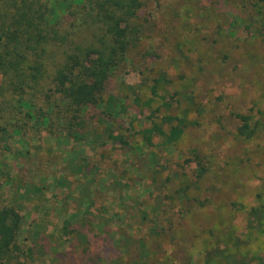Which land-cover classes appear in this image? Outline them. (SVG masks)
Segmentation results:
<instances>
[{
    "label": "trees",
    "instance_id": "1",
    "mask_svg": "<svg viewBox=\"0 0 264 264\" xmlns=\"http://www.w3.org/2000/svg\"><path fill=\"white\" fill-rule=\"evenodd\" d=\"M208 1L221 14L223 21L230 24H243L247 9L249 17L255 20L252 26H256L264 38V0ZM80 3L82 0H71L68 4L66 0H0V153L11 152L12 135L22 127L15 113L22 114L27 121L32 120L37 127L45 126L48 131L53 126L60 127L66 138L73 141L90 136L105 137L115 139L124 150H131L141 143L148 147L154 138H159L161 147L182 143L181 147L192 153L194 158H201L207 152L220 153L223 158H235L242 153L244 143L258 134L257 124L251 122L253 116L238 109L230 112L239 123L231 129L234 131L231 137L215 122L210 124L208 131L205 127L194 128L180 116H158L153 112L146 116L149 125L137 131L133 119L125 122L126 107L121 98L114 95L112 78L142 40L156 39L159 51L166 57L159 68V75L149 86L151 95L160 99L166 108L173 105L177 91L182 90L185 82L190 83L191 89L196 87L188 97L195 105H200L202 101L210 102L227 85L234 88L243 74L234 70L228 75L227 67L218 68L213 58H198L193 53L188 56L189 47L176 42L175 31L171 34L162 32L144 15L143 0H95L91 8ZM155 57L159 59L161 54L156 53ZM217 73H220L219 81ZM179 80H183L180 85ZM167 85L174 86V92L168 93ZM37 92L46 93L50 110L36 109L31 97ZM57 99L61 104L55 103ZM139 100V96L134 97L135 102ZM239 101L246 102L244 98ZM150 102L147 99L144 104ZM214 103L211 112L204 113L207 123L214 113L222 116L218 111L226 112L224 104ZM9 106L11 110L5 112ZM88 107L96 111L95 125H88ZM104 143L103 139L100 145ZM252 160L255 169L264 177V157L254 156ZM71 165L76 167L77 163L72 161ZM75 171L86 177L75 188L80 184L83 190H88L87 187L98 185V179H87L89 172L84 170V166L79 165ZM204 171L205 168L196 163L195 177L201 178ZM177 176L178 171L175 170L164 181L159 178L162 185L155 182L154 188L158 192H163L162 188L167 189V193L182 192L180 195L188 198L187 189L180 186L175 189ZM203 178L200 180V185L204 180L206 182L201 185L203 193L186 199L191 207L201 209L181 212L182 219L188 216L189 220L174 223L167 212H160L155 218V215L149 217L142 208L136 210L134 216L120 212L116 229L119 238L113 239L100 238L92 223L84 219V212L74 213L73 219L66 218V225L62 226V230L66 229L64 235L70 248L78 249L83 255H79L81 262L86 264H97L102 257H116L123 264H168L165 259L169 246L187 235L189 228H208L212 234L216 211L204 208L207 203L216 202L222 206L229 203L231 208L240 207L232 201L236 195L223 189L217 192L209 190L211 182L207 176ZM227 180L241 183L247 180V175L233 174ZM57 183L61 185L62 181ZM72 194L74 197V192ZM144 198L141 204H137L148 205L154 199L152 194L151 199L150 196ZM89 203L85 212L94 215L90 210L93 201ZM17 209L12 204L0 205V264H37L44 254L38 250V258L34 256L36 242L27 248L28 254H23L18 248L22 217ZM246 213V235L262 233L264 223L260 219L264 216V207H252ZM212 237L209 240L212 244L200 256L202 264H247L248 261L250 264L252 261L253 264H264V255L255 254L254 258L251 255L248 258L240 251L239 244L233 245L236 241L230 245L225 240L213 241Z\"/></svg>",
    "mask_w": 264,
    "mask_h": 264
},
{
    "label": "rangeland",
    "instance_id": "2",
    "mask_svg": "<svg viewBox=\"0 0 264 264\" xmlns=\"http://www.w3.org/2000/svg\"><path fill=\"white\" fill-rule=\"evenodd\" d=\"M70 1L66 0V3ZM94 1L82 0L80 4L91 8ZM143 1L144 15L162 32L171 34L175 31L176 42L189 47L188 56L193 53L198 58H213L218 68L227 67L228 75L239 70L243 77L234 88L227 85L210 102L202 101L200 105H195L188 97V93L195 91L196 87L191 89L190 83L185 82L182 90L177 91L173 105L166 108L149 91L166 57L159 51L156 39H144L112 78L114 95L121 98L126 107V114L123 115L125 122L133 119L138 131L149 125L146 116L150 112L158 116L171 114L184 118L196 129L205 127L210 131V124L215 122L217 126H222L221 131H228L231 137L234 133L231 129L239 123L230 112L238 109L253 116L251 122L257 124L258 134L244 143L242 153L235 158H223L217 152H207L201 158H194L192 153L181 147L182 143L161 147L159 138H154L148 147L141 143L131 150H124L115 139L105 137L98 139L90 136L73 141L66 138L60 127L53 126L48 131L45 126L37 127L32 120L27 121L22 114L15 113L22 127L12 135L11 152L0 153V205L12 204L18 208L17 212L22 217L18 248L23 254H28L27 248L36 242L34 256L38 258V250L44 254L37 264H86L80 260L83 256L80 251L70 248L64 235L66 229L62 230L66 218L72 220L74 213L84 212V219L92 223L100 238L113 239L119 238L116 229L120 212L134 216L135 211L142 208L149 217L155 215V218L160 212H167L174 223L189 220L188 216L182 219L181 212L201 208L191 207L186 199L203 193L201 185L206 182L204 180L200 185V180L206 176L211 182L209 190L217 192L223 189L236 195L237 198L232 201L240 207L231 208L229 203L227 206L207 203L204 208L216 211L212 234L208 228H189L187 235L169 246L165 260L168 264H202L200 256L212 244L209 242L212 236L213 241L225 240L230 245L236 241L233 245L239 244L240 251L248 258L255 254L264 255V231L246 235V212L252 207H264V177L255 169L252 160L254 156L264 157V38L256 26H252L255 20L249 17L247 9L244 23L238 25L237 22L230 24L223 21L208 0ZM156 53L161 54L159 59L155 57ZM216 79L221 80L220 73H217ZM178 82L180 85L183 80ZM130 86L133 88L130 89ZM167 89L168 93H172L175 87L167 85ZM33 94L35 96L31 99L35 101L37 110H50L46 93ZM135 96H139L138 102L134 101ZM240 98L245 99V104L240 103ZM147 99L151 100L148 105L144 104ZM58 100L55 103L61 104ZM214 102L224 104L226 112L218 111L222 116L214 113L207 123L204 113L211 112ZM7 110H11L10 106L5 112ZM86 111L88 125L97 124L96 111L92 107L86 108ZM54 120L56 122V118ZM103 139L105 143L100 145ZM72 161L77 163L76 167H72ZM196 163L205 168L204 175L199 179L195 177ZM79 165L89 172L87 179H98L96 187L89 186L88 190H83L80 184L74 187L86 178L84 174L76 173L75 168ZM175 170L179 175L175 189L178 186L187 189L189 197L186 199L180 195L182 192L167 193L169 191L165 188H162L163 192H158L154 188L155 182L162 185L159 178L164 181ZM239 173L246 174L247 180L241 183L227 180L228 176ZM58 180L62 181L61 185ZM151 194L153 201L141 206L144 197L150 196L151 199ZM91 201L93 206L90 210L94 215L85 212ZM260 220L264 223V216ZM97 264L123 263L116 257H102ZM247 264H250L249 261Z\"/></svg>",
    "mask_w": 264,
    "mask_h": 264
}]
</instances>
